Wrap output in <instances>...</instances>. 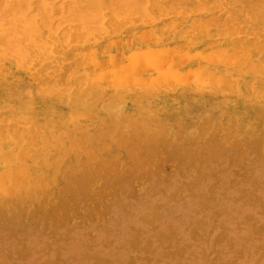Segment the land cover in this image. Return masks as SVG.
Returning <instances> with one entry per match:
<instances>
[{"label":"bare ground","instance_id":"bare-ground-1","mask_svg":"<svg viewBox=\"0 0 264 264\" xmlns=\"http://www.w3.org/2000/svg\"><path fill=\"white\" fill-rule=\"evenodd\" d=\"M73 69L84 74L79 81L81 85L89 83L90 80L99 81L91 89L93 99L99 102L98 105L85 108L75 103L54 104L44 101V97L65 98V93L69 90V81L73 79L71 77ZM38 79L46 84L41 91L37 89ZM210 111L213 112L212 115ZM192 117L198 120L195 124L197 131L190 129L188 132L191 130L196 132L197 139H193L192 134H186L185 130V126L192 123ZM244 122L253 125V130L263 129L261 127L264 125V0H0L1 216L7 207L24 210L23 207L26 205L30 203L32 205L33 202L28 201L40 199L43 194H48L46 191L52 190L51 188L58 184L57 181L60 178L67 181L63 184V186L66 185L64 188L70 189L73 184L76 185L77 181L85 180L86 182L90 178L96 179L99 173L105 177L101 171L103 167L108 168L104 161L106 162L109 158H103L99 163L95 162L102 156L111 155L110 160L115 159L113 156L120 158L122 154L133 158L132 155L138 156V153L144 152L153 156L149 162L150 165L155 162L152 163L154 156L159 155L156 151L171 150L178 154L183 148V144L180 145V142H177V138L181 136L188 147L203 151L200 154L209 151L210 158H206L207 160L203 162L212 164L217 161L215 158H220L221 154L226 153V141L223 143L222 138H227L230 142L228 146L234 144L244 150L253 143H249V139L235 140L234 132L241 126L233 129L234 132L231 128ZM211 131L213 135L210 134ZM261 134V137L258 136L253 144L255 149L252 147L257 154H264V146L262 148L264 131ZM89 146L92 147L91 150ZM196 157L198 159V156ZM239 158L242 160V157ZM236 159L234 160L237 163L239 160ZM117 160L113 161V163L116 162L115 165L118 163ZM160 160H156L158 165L164 161L161 157ZM242 162L239 161L238 164ZM113 163H109L112 168ZM155 165L156 170L152 168L153 165L149 166L153 170L147 168L150 169L149 172L153 171L152 174L157 175L158 168L159 170H161L160 167L165 168L163 165L156 168L157 165ZM176 165L179 167L178 164ZM117 167V165L114 167L116 173L110 167L112 177H115L116 181L121 178L119 176L126 175L121 173L120 168H118L120 170L116 169ZM200 167H203L202 163L196 168L197 176L199 172L201 173ZM89 168H93V171L88 170ZM95 168L98 171H94ZM110 169L108 168L107 171L110 172ZM130 170L135 171L134 168ZM181 171L185 173L183 169L179 170L180 175ZM117 172L120 175H117ZM169 172L170 170L168 172L166 170L162 174L170 176ZM239 172L235 173V176L240 175L241 172ZM201 174H206L204 169ZM196 175H194L195 185L196 180L199 182V176ZM137 176L141 177L136 175V180L139 179ZM124 178L119 179L121 185ZM131 178L132 181L135 180ZM126 179L128 180V177ZM164 179H162L163 182L168 181L166 177ZM108 180L110 182V176ZM190 180L188 181L191 184L186 183V185L189 184L188 187L192 186V180ZM230 181L233 180L230 179ZM116 183L113 182V185ZM84 185L90 187L87 182ZM109 186L111 185L107 187ZM138 186H141V183ZM58 187L56 191L61 188V186ZM77 187L79 188L78 185ZM89 187L84 186L85 191L87 188L89 190ZM113 188L110 190L113 191ZM61 189L63 191V187ZM114 189L115 193L122 192L117 187ZM71 191L72 189L69 193ZM50 193L48 195L51 198L53 194ZM163 194L165 195V191ZM198 194L201 195L199 192ZM130 195L128 194L127 197ZM210 195L206 203H209L208 199L213 200ZM168 196L171 197V195ZM43 198L45 199L46 196H43L42 200ZM107 201L110 202V200ZM199 201L203 202L202 199ZM258 201L260 200L257 198L256 202ZM40 204L39 207L44 205V203ZM259 204L261 206V203ZM100 206L98 205L99 211L105 209L102 207L101 209ZM207 207L210 208L208 205ZM37 210L40 212L38 208ZM95 210L97 211L98 208ZM97 212L95 213L98 214ZM43 213L44 211L42 215ZM95 213L91 214L92 216L88 214V218L93 217ZM155 213L153 214L155 218L152 219H160L157 214L161 213ZM67 214L64 215L67 216ZM9 215L13 216V213ZM20 215L19 218H22L23 216L20 217ZM98 215L93 217L94 221L100 217ZM70 217L68 219L71 220L72 217ZM97 221L101 223V220ZM167 227L172 226L169 224ZM137 228L140 230V227ZM133 230L135 231L134 228ZM170 230L173 232L171 228ZM255 230L254 233H257ZM171 231H169L170 234ZM223 233L224 231L220 238L218 234L215 235L214 239L223 240L222 237H225ZM173 234L177 235L173 232L172 236L166 235L169 238L164 237L170 241ZM90 235L93 236V234ZM159 238L163 239L162 236ZM179 238L175 239L179 240ZM148 240L146 243L149 245L144 243L145 248L152 245L151 240ZM170 243L168 242V246ZM133 244L135 245L133 248L136 247V251H139L135 242ZM145 248L143 250L148 252ZM181 249L184 250L183 246ZM140 250H142L141 247ZM183 252L180 253L182 256ZM241 256H243L242 253ZM100 259L103 263L106 262L105 258V260L100 257L98 259L97 256L99 260L97 263ZM110 260L107 261L112 263ZM227 261L229 262L228 259ZM232 261L229 264L234 263ZM177 263L181 264L179 261Z\"/></svg>","mask_w":264,"mask_h":264},{"label":"rangeland","instance_id":"rangeland-1","mask_svg":"<svg viewBox=\"0 0 264 264\" xmlns=\"http://www.w3.org/2000/svg\"><path fill=\"white\" fill-rule=\"evenodd\" d=\"M210 113L212 115L213 112L210 111ZM191 120H192L191 121L192 123L189 126L186 127L184 125L186 134L188 135L192 134L193 139H197L198 134L196 132L195 134L193 130L195 129L197 131V127L195 126V124L197 123L196 121L198 120L194 119V117H192ZM253 127H254L253 125H251L250 123L246 124V122L242 123L241 125L239 124L234 125V127L231 128V130L234 132V130L238 128L237 130H235L236 132H234L236 135L235 136L236 141L240 139L241 141L243 139L244 140L249 139L250 140L249 143L251 142L253 143L249 144L246 150H244V148L242 149L240 146L237 147V145L235 146L234 144L233 145L231 144V146H228L230 142L227 141V138L225 137L222 138L224 139L222 140L223 143L226 141L225 142V145H226L225 152L226 153L221 154L222 156V158L220 156L221 159L215 158V160L217 161H215L212 164H207V163L204 164L203 162V160H205L206 158L207 159L210 158L208 157L210 156L209 151L204 152V153L208 152L207 154H204V153L200 154L203 151H196L192 147H188L187 144L185 143L186 141H184V138L181 139L182 137L181 136L180 138H177V142L178 143L180 142L179 143L180 145L183 144L182 145L183 148H181V151L178 153V154H181V152H183L180 156H178V154H176L175 152L171 150L156 151V153L159 155L154 156L155 159L152 161V163L154 161L155 162L154 164L150 163V165L151 166L153 165L152 168L154 167L155 164L157 165V166L155 165L156 168L158 166L160 167L161 165L165 167V168L160 167L161 170H159L158 168L156 171L157 175L155 173H154L155 175L152 174L153 171L149 172V170L152 169L150 168L151 166L149 165V162L151 161L153 156L151 157L150 154L141 152V153H138V156H136V154L132 155L134 159L131 158L130 156H129L130 157L129 159V157H127L124 154H122L123 156H121L120 158H117L112 155L113 158L115 159H111V160H110L111 155L102 156L101 159L99 158L96 159L95 162L99 163L103 160V158L104 159L109 158L108 160H110V162L107 163L108 160L106 162L104 161V163L106 164V166H108L109 169L110 167L112 168V165L110 164L113 163L114 160L115 161L116 159L120 160L121 162L117 160L118 163L116 165L118 167L116 169L120 168L121 173L126 174L123 176L122 175L119 176L121 178L125 177L122 180L123 182L122 185H121V181H119V179L121 180V178L117 176V175H120L119 172H117V175H115L119 178V179L116 178L117 181L114 179L115 177L114 178L112 177L111 170L112 169L114 170V167H116V165L114 164L116 162L113 163L114 165H113V168L110 169V172L109 170L107 171L108 168L106 169V167L105 168L103 167V171L101 172L104 174L105 177L111 174L109 175L110 182L111 181H113L114 183L117 182L119 183V185L117 183L113 185V182L110 184L108 180L109 176L107 177L108 178L107 179L103 177V175H99L100 174L99 173L97 174L99 175L98 177L96 175L97 180L95 178L94 179L90 178L86 181L87 184H89L91 188L87 185H84L86 182L85 180H83L84 183L83 181L82 182L77 181L76 185L73 184L72 187L75 185L73 188L71 187L70 189L69 188L67 189L65 187L68 190L67 191L64 188V186L66 185L63 186V184L66 183L67 181L62 180L60 178L59 181H57L58 184L56 185L57 187L58 186L59 187L61 186V188L63 187V191L61 188L58 189L59 191L58 190L56 191L57 187L55 185L54 187L51 188L52 190L54 189L53 192L50 189L49 191H46L48 192V194L49 192L53 194L52 195L50 193L52 195L51 198H50V195L46 193L45 195L43 194L40 199L28 201V202H33V203L32 205L31 203L30 204L27 203L29 207L28 205H26L27 207L26 206L23 207L25 208L24 210L22 208L16 210L15 208L13 209V207H10V208L7 207V210L3 214V215L6 214L7 216L5 217L3 215L2 216L0 215V264L2 263L3 264H45V262L46 264H128V263L129 264L130 263L132 264H139V263L140 264H174V263H177L178 261L181 264L183 263L185 264H217V263L225 264L226 262L227 264H229L231 260H233L232 262H234L232 264H251V263L252 264L254 263L263 264L264 263V173H263L264 172V164H263L264 157L262 156L264 154L261 153L262 154L261 155L259 153L260 154L259 155L257 153H254L256 151L254 150L255 148L253 144H255V140L258 139V136L259 138L261 137L260 135H262L261 133L264 131V125L263 127H261L263 129L258 128L257 130H253ZM190 129H193V130L188 132ZM223 129H226V127H223ZM241 130H244V131H241ZM211 132L210 134L213 135V132L212 133ZM263 146L264 145H262V148ZM88 148L89 150L92 149V147L90 146ZM251 148L253 151L252 150L250 151ZM187 150L190 152H186ZM88 151L86 150V152ZM249 151L251 152V154L249 153ZM192 153H194L195 155ZM241 154L243 156H241ZM162 155H165V156L167 155L168 156V157L166 156L167 159L165 156L163 157ZM196 156H198V159ZM200 156L203 158H201ZM255 156H257V158ZM160 157L164 161L162 162L163 164L161 163V165H158L157 162L160 160ZM191 157H193V159ZM236 157L238 159H236ZM239 157H242V160ZM253 157H255V159ZM250 158L251 160L252 159L254 160L251 161ZM131 159L134 160V162ZM175 159H177V161ZM228 159L229 160L231 159V160L229 161ZM234 159L239 160L241 162L244 161L245 159L247 161L245 160V162H242V164L243 163L245 164V165L244 164L242 165V164H238L239 161L236 163ZM156 160L158 161L156 162ZM166 162H169V163L166 164ZM172 162L173 163L175 162V163L172 164ZM201 163L203 164V167H200L202 168L200 169V171L202 173L204 169V173L206 174H201L198 170L199 172L198 174L199 177H198L196 175L197 173L196 168L199 167V164ZM176 164H178L179 167H177ZM142 167H144L145 169ZM131 168L132 169L134 168L135 171L133 172V170H130ZM147 168H150V169H147ZM182 169L184 170L186 175L185 173H183V171H181L182 172L181 175L179 174V170H182ZM88 170L93 171V168H89ZM141 170L142 172H140ZM154 170H156L155 167H154ZM166 170L167 172L170 170V172L168 173L170 174V176L167 174L166 175L164 174L163 176L162 173H164ZM237 170H239L241 173ZM94 171H98L97 168H95ZM130 172H132L131 175H130ZM139 172L140 174H138ZM238 172L240 173V175L237 174L238 176H235V173H238ZM244 172L246 173L243 174ZM142 173L143 174L146 173V174L142 175ZM159 173H161L162 175ZM214 173L215 175H219L220 178L215 177ZM136 175H139V176L141 175V177L137 176V178L139 179L136 180ZM194 175H196L199 178V182L198 180H196L198 182V183L196 182V185H195ZM192 176H194V178ZM127 177H128V180L126 179ZM131 177H133V179L135 178V180L132 181ZM163 177L164 178L166 177V180L168 179V181L163 182L165 181ZM224 177H227V178H224ZM229 177L233 181H230ZM99 178L101 181L99 180ZM106 179L109 182V184L106 181ZM162 179L164 180L162 181ZM190 179L192 180V186H190L191 188L188 187V185L191 184V182L188 181ZM217 179H218V182H217ZM129 181L130 183L133 182L132 184L134 185L137 184V185L133 186L132 184L129 183ZM137 181L139 183H137ZM235 182L236 184H234ZM140 183H141V186H138L140 185ZM186 183H189V184L186 185ZM211 184L212 186H210ZM77 185L79 186L80 189L81 188L82 189L80 190L77 187ZM83 185L85 187H89L90 191L88 190V188L85 191V188ZM108 185H111L109 186L111 188L107 187ZM181 185H184V186H181ZM185 185L187 186V188ZM193 185H195L194 188H192ZM200 186H203V187H200ZM75 187L77 190L75 189ZM112 187L114 188L117 187L122 192L115 193L114 188H113V191L110 190L112 189ZM160 187L161 189H159ZM133 188L135 189V192ZM71 189L72 191L71 193H69ZM190 189L192 190V192H190L191 191ZM208 189L212 190L213 192L212 191L209 192ZM140 190H142L143 192ZM160 190H164L165 195L163 194L164 191L162 192ZM176 190H177V193H176ZM80 192L82 194H80ZM171 192H173V194ZM198 192L201 195H199ZM64 193L65 194L67 193V194L65 195ZM118 193L121 196L118 195ZM133 193L134 194L139 193L140 195L135 194L136 195L135 196L133 195ZM250 193H252L253 195H251ZM128 194L129 195L131 194L132 196L130 195L129 197H127ZM190 194L191 196H189ZM202 194L206 196L205 199ZM168 195H171V197H169ZM172 195H175V196H172ZM209 195H210V198L211 197L213 198V200L208 199L209 203H206L207 202L206 199ZM43 196L44 197L46 196L45 199L43 198L44 202L42 200ZM138 196L140 198H138ZM201 196L202 198H200ZM256 196L260 201L256 202L257 200ZM135 197H137L138 199H136ZM173 197H175L177 201L175 199H172ZM181 197L183 199H181ZM54 198H57V199H54ZM169 198L172 200L169 201L170 200ZM93 199H95L94 200L95 202H93ZM201 199L208 206H210V208L207 207L205 203L200 202L199 200ZM39 200H42V202L40 201L41 204ZM107 200H110V202ZM49 201H50V204H49ZM37 202L40 205L44 203V205L46 204L47 206L42 205V207L44 208H42L41 206L39 207V204ZM105 202L106 203L108 202L107 203L108 205L104 204ZM201 203L204 204L203 205L204 208ZM259 203H261V206ZM199 204H201V206ZM33 205L34 207L36 206L40 212H38L37 208L36 207L34 208ZM98 205H101L100 208L102 207L105 209L101 208L102 211H99ZM30 206L32 207L30 208ZM130 206H132L133 208ZM63 208L67 209L68 211L64 210ZM96 208H98L97 211L99 212H97L96 210L94 211V209ZM12 209L15 211L13 212ZM17 211L19 213H16ZM43 211L44 213L42 215ZM89 211L90 212L93 211V213L97 212L99 215L95 213L93 217L95 218L98 215L100 217H97V218H101V219L96 218V221H94L95 219L93 220V217H91L93 213H90ZM212 211L219 213L218 214L219 216ZM58 212L60 214H58ZM65 212L67 213L71 212V213H68L69 214L68 215ZM154 212H156L155 214L161 213V214H157V216H159L160 219H158L157 216L156 217L158 220L152 219L153 217L155 218V215H153ZM10 213L11 214L13 213V216L9 215ZM21 213L22 215H20ZM29 213L30 214L32 213L31 214L32 216ZM55 213H57L56 216H55ZM64 214L65 215L67 214L68 217L65 216ZM88 214L89 215L92 214L90 216L91 219L88 218L89 217ZM19 215L20 217L21 216L23 217L19 218ZM27 215L30 217H28ZM50 216L51 218H49ZM70 216L72 217L71 220L68 219ZM14 217L16 220L14 219ZM247 217H249L250 219ZM53 219L54 221L56 220V222H54ZM214 219H216V221ZM69 220L72 222V223L70 222L71 224L69 223ZM97 220H101V223L100 221L98 222ZM145 220L146 222H144ZM200 221L202 222L200 223ZM220 221H222V223ZM169 224L172 227L168 228L167 225ZM14 225H16L17 227ZM151 225L152 226L156 225V227L154 226L152 227ZM220 225H222L221 226L222 228L220 227ZM66 226H67L66 229L72 228L70 230L71 232L65 229ZM137 227H140V230ZM196 227L197 229L195 230ZM260 227L263 229V231L260 229ZM133 228L135 229V231L133 230ZM170 228L177 235L173 234L174 235L173 238H171L170 241H168L169 239H165L166 237L169 238L166 235L168 234L171 235L173 233L170 230ZM257 228L259 229L257 230ZM105 230L107 233L105 232ZM142 230L144 232H142ZM220 230L222 232L224 231L223 234H225V237L224 238L222 237L223 240L218 239L220 238V235L222 236V232H220ZM254 230L257 233H254ZM169 231H171L172 233L170 234ZM135 232L138 234H136ZM90 234H93V236ZM135 234L137 236L138 235L140 236L137 237L135 236ZM217 234L219 235V237L214 239L215 235ZM159 236H162L163 239L159 238ZM133 237H136L138 239L133 238ZM178 237H180L179 240L175 239ZM134 239L137 241H133ZM147 239L151 240L150 243L152 245L151 247L147 246L146 251L148 252H145V250H143L145 248L144 243L149 245L148 243H146ZM164 239L167 242H165ZM129 240H130V243H129ZM175 240L177 242H175ZM134 242L138 246L139 251H136L135 249L136 247L133 248ZM139 242L141 243L138 244ZM168 242L169 243L171 242L169 246H168ZM176 246L178 247L176 248ZM182 246L185 251L181 249ZM140 247L142 250H140ZM177 249L179 250L178 252H177ZM180 249L182 250V252L184 251L183 256L182 254H180L182 253ZM255 249H257L256 250L257 252L253 251ZM168 251L170 254L172 253V255H169ZM241 253L243 256H241ZM95 254H98V255L95 256ZM131 255L134 257L132 258L135 262L131 260L132 259ZM179 255H181V257ZM215 255L217 256L215 257ZM97 256H98V259L99 257L102 259L105 258L106 262L104 261L105 263H103V260L101 261L100 259V262L97 263V261H99L97 260ZM136 256H138L139 258ZM109 259H111L110 261H112V263L107 261ZM227 259L229 260V262L227 261Z\"/></svg>","mask_w":264,"mask_h":264},{"label":"clouds","instance_id":"clouds-1","mask_svg":"<svg viewBox=\"0 0 264 264\" xmlns=\"http://www.w3.org/2000/svg\"><path fill=\"white\" fill-rule=\"evenodd\" d=\"M83 73H79L77 69H73L69 81V90L65 93L64 99H53L52 97H44L45 102H51L54 104H78L85 108H91L92 106L98 105V101L93 99L91 89L94 88L99 81H89V83L81 85L80 78L83 76ZM46 84L42 80H37V89L41 91Z\"/></svg>","mask_w":264,"mask_h":264}]
</instances>
